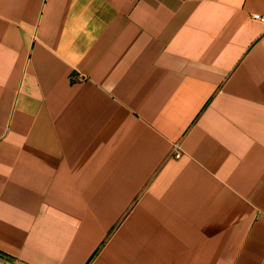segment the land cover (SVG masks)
<instances>
[{
	"label": "crops",
	"instance_id": "1",
	"mask_svg": "<svg viewBox=\"0 0 264 264\" xmlns=\"http://www.w3.org/2000/svg\"><path fill=\"white\" fill-rule=\"evenodd\" d=\"M255 16L0 0V264H264Z\"/></svg>",
	"mask_w": 264,
	"mask_h": 264
},
{
	"label": "built area",
	"instance_id": "2",
	"mask_svg": "<svg viewBox=\"0 0 264 264\" xmlns=\"http://www.w3.org/2000/svg\"><path fill=\"white\" fill-rule=\"evenodd\" d=\"M254 18L264 22V17L255 16ZM175 152L176 155H179L177 148L175 149Z\"/></svg>",
	"mask_w": 264,
	"mask_h": 264
}]
</instances>
